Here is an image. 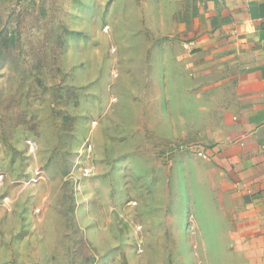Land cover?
<instances>
[{
    "label": "rangeland",
    "instance_id": "obj_1",
    "mask_svg": "<svg viewBox=\"0 0 264 264\" xmlns=\"http://www.w3.org/2000/svg\"><path fill=\"white\" fill-rule=\"evenodd\" d=\"M194 2L0 0V264H233L201 121L160 76Z\"/></svg>",
    "mask_w": 264,
    "mask_h": 264
},
{
    "label": "crops",
    "instance_id": "obj_2",
    "mask_svg": "<svg viewBox=\"0 0 264 264\" xmlns=\"http://www.w3.org/2000/svg\"><path fill=\"white\" fill-rule=\"evenodd\" d=\"M192 7L164 31L160 76L176 71L171 84L186 85L188 118L201 121L204 179L226 225L231 263L264 264V0ZM177 71L186 73L184 84Z\"/></svg>",
    "mask_w": 264,
    "mask_h": 264
},
{
    "label": "built area",
    "instance_id": "obj_3",
    "mask_svg": "<svg viewBox=\"0 0 264 264\" xmlns=\"http://www.w3.org/2000/svg\"><path fill=\"white\" fill-rule=\"evenodd\" d=\"M205 149H203V152H202V155H205V152H204Z\"/></svg>",
    "mask_w": 264,
    "mask_h": 264
}]
</instances>
